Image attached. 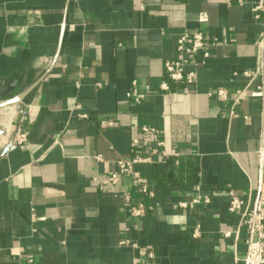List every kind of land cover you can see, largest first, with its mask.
Wrapping results in <instances>:
<instances>
[{"label": "crops", "instance_id": "0c3cea01", "mask_svg": "<svg viewBox=\"0 0 264 264\" xmlns=\"http://www.w3.org/2000/svg\"><path fill=\"white\" fill-rule=\"evenodd\" d=\"M257 1L0 0V264H245L228 191L264 185ZM198 31L205 49L180 53ZM182 59L188 93L165 69ZM18 131L27 141L12 149ZM137 155L152 195L132 175L99 189Z\"/></svg>", "mask_w": 264, "mask_h": 264}, {"label": "built area", "instance_id": "2783aa9c", "mask_svg": "<svg viewBox=\"0 0 264 264\" xmlns=\"http://www.w3.org/2000/svg\"><path fill=\"white\" fill-rule=\"evenodd\" d=\"M238 4L244 3L245 0H233ZM264 11V0H258L253 7V12L255 13V17L259 18L261 13ZM201 23H204L208 20V16L205 12L200 13L199 19ZM264 37L261 39V43H263ZM206 46V39L203 32L198 31L195 33H185L183 34L177 41V49L182 54L195 55L199 51H203ZM207 55V52H205ZM186 60H178V61H167L165 63V69L167 72V77L170 81L174 83H179L184 85L183 92H189V86L192 85L196 80L195 72L185 73L184 63ZM245 75H249L248 72L244 73ZM135 85V82H134ZM161 90L167 92L170 95H176L177 93L171 89L169 83L164 82L161 85ZM245 90L238 91L237 97L233 100V106L237 103V101L242 98ZM128 95L135 96L136 100L139 101L142 96L139 95L135 89H133ZM215 96L222 100H228V94L225 89H218L215 93ZM251 96H259L264 98V87L258 88L257 90L252 91ZM233 113V111H231ZM115 123L113 121H103L102 126H113ZM143 130L148 131L150 129L144 127ZM27 141V132L26 131H18L15 135L11 148L14 149L17 146L25 143ZM138 143L137 140L134 141ZM160 146H164L163 142L159 143ZM165 153V152H164ZM262 161L264 160V151L261 152ZM150 158L143 157L140 155L135 156L131 160H117V171L110 172L104 179H95L99 189L106 190L112 185H116L120 178L124 175H132L135 179V183L138 184L141 190L145 193H149L152 195V192L148 189V182L140 176L138 172L135 171L134 166L138 163H146L149 162ZM229 195V205L228 211L232 214H238L240 216V222L238 225V230L241 227H244L247 232V252L245 256V264H264V185L260 184L255 192L251 191L246 195V197H242L234 190L228 191ZM125 199L129 201L131 196L129 194L125 195ZM209 203V197H199L191 202H180L179 205L182 208L192 207L200 202ZM133 215L141 216L144 213V206L140 204L138 207L132 210ZM199 235V229H196L194 232V236L197 237ZM230 235V233H226V236ZM27 264H35L33 259H29Z\"/></svg>", "mask_w": 264, "mask_h": 264}, {"label": "water", "instance_id": "95a60500", "mask_svg": "<svg viewBox=\"0 0 264 264\" xmlns=\"http://www.w3.org/2000/svg\"><path fill=\"white\" fill-rule=\"evenodd\" d=\"M8 104H6L5 106H7Z\"/></svg>", "mask_w": 264, "mask_h": 264}]
</instances>
